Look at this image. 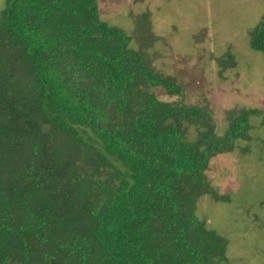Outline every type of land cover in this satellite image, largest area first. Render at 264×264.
I'll use <instances>...</instances> for the list:
<instances>
[{"label":"trees","instance_id":"obj_1","mask_svg":"<svg viewBox=\"0 0 264 264\" xmlns=\"http://www.w3.org/2000/svg\"><path fill=\"white\" fill-rule=\"evenodd\" d=\"M133 34L103 21L97 0H5L0 264L227 261L196 202L210 159L249 141L260 112L224 110L218 136L204 99L156 97L182 88L130 46ZM248 45L264 57V15Z\"/></svg>","mask_w":264,"mask_h":264},{"label":"rangeland","instance_id":"obj_2","mask_svg":"<svg viewBox=\"0 0 264 264\" xmlns=\"http://www.w3.org/2000/svg\"><path fill=\"white\" fill-rule=\"evenodd\" d=\"M4 4L0 0V11ZM97 8L108 24L138 31L130 46L182 88L181 96L153 89L158 99H204L218 136L225 129L224 110L260 112L250 117L249 141L238 140L233 151L210 159L196 215L228 241L222 264H264V57L248 45L264 0H97ZM140 26L153 33L151 44Z\"/></svg>","mask_w":264,"mask_h":264}]
</instances>
